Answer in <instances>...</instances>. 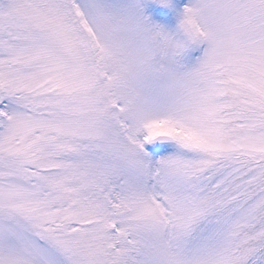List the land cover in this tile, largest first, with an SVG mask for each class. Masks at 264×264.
<instances>
[{"label": "snow or ice", "instance_id": "obj_1", "mask_svg": "<svg viewBox=\"0 0 264 264\" xmlns=\"http://www.w3.org/2000/svg\"><path fill=\"white\" fill-rule=\"evenodd\" d=\"M0 264H264V0H0Z\"/></svg>", "mask_w": 264, "mask_h": 264}]
</instances>
